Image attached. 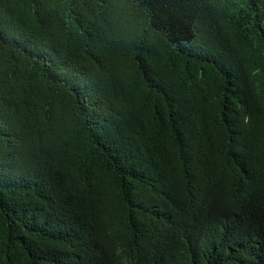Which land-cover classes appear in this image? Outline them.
<instances>
[{"label": "trees", "instance_id": "1", "mask_svg": "<svg viewBox=\"0 0 264 264\" xmlns=\"http://www.w3.org/2000/svg\"><path fill=\"white\" fill-rule=\"evenodd\" d=\"M79 256L264 264V0H0V264Z\"/></svg>", "mask_w": 264, "mask_h": 264}, {"label": "clouds", "instance_id": "2", "mask_svg": "<svg viewBox=\"0 0 264 264\" xmlns=\"http://www.w3.org/2000/svg\"><path fill=\"white\" fill-rule=\"evenodd\" d=\"M79 200L83 201V202L86 204L87 207H88L89 205H91V204H92V201H93L91 197H85V196L79 197ZM94 208H95V209H98V208H101V207H100V205H96ZM111 238H112V237H111ZM112 239H113V238H112ZM147 247H148L147 244H145V243H143V242H137V243H135V248H136L135 251H139L140 249H142V248H147ZM82 259H83V258H81V257L79 256V257H76L75 259L68 260V261H66V262L63 263V264H80V263L82 262ZM76 261H77L78 263H75Z\"/></svg>", "mask_w": 264, "mask_h": 264}]
</instances>
